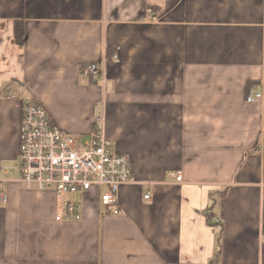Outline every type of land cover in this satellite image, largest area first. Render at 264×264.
I'll list each match as a JSON object with an SVG mask.
<instances>
[{
  "label": "crops",
  "instance_id": "crops-1",
  "mask_svg": "<svg viewBox=\"0 0 264 264\" xmlns=\"http://www.w3.org/2000/svg\"><path fill=\"white\" fill-rule=\"evenodd\" d=\"M28 100L80 139L103 117L117 216L20 183ZM0 189V264H264V0H0Z\"/></svg>",
  "mask_w": 264,
  "mask_h": 264
},
{
  "label": "built area",
  "instance_id": "built-area-1",
  "mask_svg": "<svg viewBox=\"0 0 264 264\" xmlns=\"http://www.w3.org/2000/svg\"><path fill=\"white\" fill-rule=\"evenodd\" d=\"M117 56L111 57L116 60ZM84 72L92 81H99L101 74L95 63L85 65ZM262 98V93L250 87L245 102L252 104ZM89 136L80 139L51 125L46 111L34 100L23 108L21 142L17 156L20 183L27 190L51 191L58 198L59 213L56 222L71 223L82 220L81 196L96 190L102 209L112 208L117 216L116 194L120 187L134 181L126 156L118 154L112 142L106 139L103 117L95 120ZM168 177L181 182L180 173ZM149 199V194L144 195ZM7 196L0 189V205Z\"/></svg>",
  "mask_w": 264,
  "mask_h": 264
},
{
  "label": "trees",
  "instance_id": "trees-1",
  "mask_svg": "<svg viewBox=\"0 0 264 264\" xmlns=\"http://www.w3.org/2000/svg\"><path fill=\"white\" fill-rule=\"evenodd\" d=\"M23 27H22V24L21 23H15V26H14V42L15 43H22V40H23V37H24V34H23Z\"/></svg>",
  "mask_w": 264,
  "mask_h": 264
},
{
  "label": "bare ground",
  "instance_id": "bare-ground-1",
  "mask_svg": "<svg viewBox=\"0 0 264 264\" xmlns=\"http://www.w3.org/2000/svg\"><path fill=\"white\" fill-rule=\"evenodd\" d=\"M129 169H130V166H129ZM132 177V176H131ZM169 178V177H168Z\"/></svg>",
  "mask_w": 264,
  "mask_h": 264
},
{
  "label": "rangeland",
  "instance_id": "rangeland-1",
  "mask_svg": "<svg viewBox=\"0 0 264 264\" xmlns=\"http://www.w3.org/2000/svg\"><path fill=\"white\" fill-rule=\"evenodd\" d=\"M57 197V196H56ZM58 199V198H57Z\"/></svg>",
  "mask_w": 264,
  "mask_h": 264
}]
</instances>
